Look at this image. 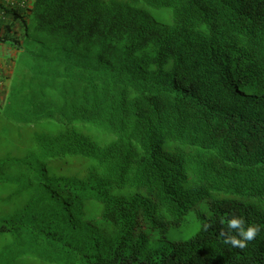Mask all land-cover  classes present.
<instances>
[{"label":"trees","instance_id":"16d2710c","mask_svg":"<svg viewBox=\"0 0 264 264\" xmlns=\"http://www.w3.org/2000/svg\"><path fill=\"white\" fill-rule=\"evenodd\" d=\"M12 15L0 264H264V0ZM233 218L259 228L243 248Z\"/></svg>","mask_w":264,"mask_h":264},{"label":"crops","instance_id":"0c3cea01","mask_svg":"<svg viewBox=\"0 0 264 264\" xmlns=\"http://www.w3.org/2000/svg\"><path fill=\"white\" fill-rule=\"evenodd\" d=\"M34 0H0V35L7 34L8 30L6 28L7 23H9L7 19H11V16L14 18L13 13L16 11H23L25 13L29 7L33 4ZM20 21L21 20H17ZM19 22L16 24V29L19 30L21 28ZM23 27V25H22ZM12 32L14 28H11ZM9 37H12V34H8ZM18 55V49L12 43V41L8 42H0V102H3L6 98L10 77L14 69V59Z\"/></svg>","mask_w":264,"mask_h":264},{"label":"rangeland","instance_id":"374dc122","mask_svg":"<svg viewBox=\"0 0 264 264\" xmlns=\"http://www.w3.org/2000/svg\"><path fill=\"white\" fill-rule=\"evenodd\" d=\"M153 14L158 18L160 21H170V13L166 10H152ZM0 134V155L6 154L4 143L9 144L7 140H9L8 131H4ZM11 145V144H10ZM196 231L195 223L193 218L190 217L189 222L181 227L171 228L168 232L169 238L177 239V238H188Z\"/></svg>","mask_w":264,"mask_h":264},{"label":"clouds","instance_id":"9594fccd","mask_svg":"<svg viewBox=\"0 0 264 264\" xmlns=\"http://www.w3.org/2000/svg\"><path fill=\"white\" fill-rule=\"evenodd\" d=\"M229 228L239 229V236L241 239H237L235 236H230L224 241L225 244L230 243L233 246H238L240 248L245 247V241L252 240L258 233L259 228L254 226H249L247 229L244 228V220L242 218H233L228 221Z\"/></svg>","mask_w":264,"mask_h":264}]
</instances>
